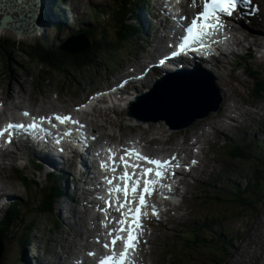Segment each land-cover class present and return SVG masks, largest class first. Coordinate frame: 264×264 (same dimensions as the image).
I'll use <instances>...</instances> for the list:
<instances>
[{"label":"rangeland","instance_id":"obj_1","mask_svg":"<svg viewBox=\"0 0 264 264\" xmlns=\"http://www.w3.org/2000/svg\"><path fill=\"white\" fill-rule=\"evenodd\" d=\"M72 2L74 0H71ZM94 7L97 8L98 10L103 11L101 13V19H104L107 17V12L112 9L114 6V2L118 0H94ZM264 3V0H261ZM52 7V4L50 5ZM59 7V2L56 5V10L54 11V14L57 15V13H60L62 16V19L64 18L62 15V12H58L57 9ZM69 7V6H65ZM79 14L78 18L73 14L72 21H71V28L72 32H62V29L59 27H53L50 29L45 28L44 30H40L38 37H33V39H23L17 37L13 33H6V32H0V38L6 39L10 37L15 41L20 47L24 45H34L37 46L40 43L45 45L46 47H55L59 45L61 42H63L65 39L70 37L72 33L78 32L79 27L81 26H92V20L94 19L93 16V11L92 7L88 8V3L86 0H82L79 4ZM48 13H45L48 19L50 17L55 20V17L50 15L49 11L47 10ZM80 13L87 15V18L83 19H88L90 24H86L84 20L81 18ZM50 16V17H49ZM56 21V20H55ZM36 21L34 20V24ZM46 23V22H45ZM45 23L43 25H45ZM75 24V25H74ZM110 29V28H109ZM105 30L107 34L112 36L111 30ZM28 33L29 30H27ZM239 32H243L240 30ZM48 33V36H46ZM42 34V35H41ZM261 34L264 35V31H261ZM27 38V36L25 37ZM37 38L36 40H34ZM258 38V37H257ZM139 39V38H138ZM19 57H15L10 61L13 66L11 67L13 69V72H8V69L4 67L3 59H0V90H4L5 87L7 86L8 83L13 85V90H18L19 86H25L27 89L31 88V78L34 80L35 85V94L33 95L34 98L39 99V109L43 112H50V111H70L72 107V101L71 98L69 97V92L68 89L72 85H76L78 88L83 89H90L93 85V80H99V74L101 73L102 66L105 64L104 62H101V64L96 65L94 68L90 69H84L81 71H74L71 70L70 72L75 75L76 79H74L72 74H67V73H53L51 75H45L43 68L41 66H36L35 64L31 63V59H29L26 55H24L22 52H20L19 49L16 50L15 52ZM121 54H128V50H124L120 52ZM109 53L105 52L103 57L107 58ZM143 55L140 56L138 59L139 64H143L141 61V58ZM37 63L36 61H33ZM142 62V63H141ZM38 64V63H37ZM41 65V64H39ZM41 70V72H39ZM98 71V74L95 75L94 73ZM8 73H10L8 75ZM27 73L28 75H25ZM93 73V77H89L87 74ZM219 73L214 72V75L216 76V82L218 85V88L221 91V95L224 98V104L226 105L228 101V91L232 90V86L230 83L229 78H225L222 74L221 76H218ZM31 77V78H30ZM17 78V81H16ZM225 78V79H224ZM152 85L153 80L152 77L147 81ZM228 82V83H227ZM37 83H40L41 88H37ZM80 83V84H79ZM249 83L248 81H245L244 84L247 85ZM241 93L244 92L243 89L240 87ZM245 98V97H244ZM28 96L25 95H20L19 96V102H27ZM234 101V98H232ZM233 110H237L234 115L236 116H241V118H246L248 116V110L246 108H243L241 106H235L233 107ZM263 110V109H262ZM217 114H213L212 117L216 116ZM223 117H227V113L224 114L221 118L220 121L223 120ZM206 121V120H202ZM214 121V122H213ZM218 121V122H220ZM103 120L99 121V124H103ZM217 120L211 119L208 122V125L211 127H214V132L217 134L218 140L215 143L217 145L219 139H222L226 137L225 132L216 127ZM128 125V124H125ZM164 125V124H163ZM163 125H150L149 129L142 131V132H130L128 130L122 131L121 135L126 133L130 137L133 134H146L145 137L143 138H148L152 134H161L162 132L166 131L167 128H165ZM205 125V124H204ZM97 130L101 131L102 129L109 128L111 131L115 134H118L116 129L113 126H106V127H101V125H96ZM250 126V125H249ZM223 128L232 134V131L228 126H223ZM111 131L108 133L101 132V135L108 137V138H113L111 136ZM264 131V128H263ZM243 134L245 136H249L252 133V128H246L245 130H242ZM179 133L172 132L171 136L177 137ZM124 137V138H126ZM134 137H139V136H134ZM183 137V135H182ZM189 139L193 140H202L204 145L208 147L210 150H212L214 147L211 145V143H214L216 141V138L214 137L213 134L211 133H204L203 129L201 127H194L189 130V134L187 135ZM186 137V138H187ZM6 161V166L2 167L0 169V172H8L10 165L12 162ZM5 164V162L3 163ZM237 168H235V171L237 172H246L247 170V164H243L240 161L236 164ZM34 172V176L36 181L40 184V186H34L31 191H27L22 185L19 187L18 194L19 196L15 199L21 200L23 203H29L31 205V209L37 204V199L36 197L40 194V191L42 189V186L44 184V181L47 179L44 177L43 173L41 176H38V172ZM76 174V173H75ZM233 181L235 182L236 185L238 186H245L246 182L243 180L240 174H235ZM227 182V179L224 178L222 182L219 184H222L225 186ZM216 185L213 186V189H210L209 192L204 193L201 191H197L193 187H189L187 190V195L186 197L192 198L191 201L188 204H185L184 206H181L182 210H186L185 213H183L182 216L174 217L173 221L171 224L166 225L163 231H161V234L159 236L158 242L155 245V247L150 249V252L152 253V256L150 257V263L149 264H204L203 263V257L204 253L201 248L190 250L188 248V244L184 242V240L181 239L180 235L185 234L190 227L194 225V220L193 218L197 215L199 216L197 219V223L200 221L206 220L207 217H210L211 219L216 218V222L220 225L216 230H212L210 232H207L206 234H202L203 236L201 237L203 241L205 240H222V241H229L230 239L233 238H239L241 240L237 241L236 246L241 245L238 247L234 257L229 261V264L234 262L237 258L239 259L238 264L241 263V258H242V249L244 247L248 248L249 245L247 244L248 241L250 240V237L255 234V229L256 226L261 223V225H264V211L262 213L261 219L254 225L255 220H253V215L251 214V211L248 209H244L239 207L238 205H235L233 203L227 204L226 202L223 201H217L221 203L220 206H211V205H204V201L200 198L203 195H209V194H214L215 191L214 189L218 190L219 188L222 187V185ZM8 189L13 193L16 194V189L14 187H10L7 185ZM200 195V196H198ZM225 200L228 199V197L224 196L223 197ZM62 215L63 217L66 216L67 209L70 207L67 205L65 202H62ZM29 208V207H28ZM61 215V213H59ZM209 215V216H208ZM182 220V221H181ZM221 220V221H220ZM176 221V222H174ZM181 221V222H179ZM212 222V221H211ZM223 222V223H222ZM254 225V226H253ZM161 229V228H159ZM251 230V231H250ZM40 231V229H38ZM38 231H34L33 234L38 238ZM13 232V231H12ZM74 232V231H71ZM226 232V233H225ZM70 236L72 233H69ZM16 235H19L18 232H13L11 235V238L7 239V250L4 258V264H16L17 261L19 260L17 258V249L18 245L15 243V238ZM258 236V245H257V250L261 246V242L264 243V226L262 227V231ZM41 237V235H39ZM245 238V239H244ZM244 239V240H243ZM55 240V247L56 251L58 252L60 250V236H57L54 238ZM243 240V242H242ZM68 237H67V242H68ZM246 242V243H245ZM64 242L61 241V244ZM65 244V243H64ZM243 245V246H242ZM24 248V247H23ZM26 248V247H25ZM29 246L26 248V254L30 255L29 253ZM245 248V249H246ZM169 249H173L172 255H169ZM27 255L25 260L27 261ZM257 258V252L253 256V260H256ZM262 260H264V254H262ZM175 260H178L177 263H175ZM217 262V261H216ZM220 264L219 262H217ZM247 264H255L253 261L252 263L249 262Z\"/></svg>","mask_w":264,"mask_h":264},{"label":"snow or ice","instance_id":"obj_2","mask_svg":"<svg viewBox=\"0 0 264 264\" xmlns=\"http://www.w3.org/2000/svg\"><path fill=\"white\" fill-rule=\"evenodd\" d=\"M240 4L250 5L251 0H205L203 10L191 20L190 26L187 27V34L182 38V42L178 45L177 50L171 54L172 57L185 54L188 50L196 51L197 48H195L194 45H202L205 37L210 36L214 30H219L224 27L222 15L231 17ZM160 63H165V60H161ZM24 115L27 116L30 114L24 113ZM56 119L61 123L69 121L79 123L78 121H73L71 117L57 116ZM25 127L26 126L23 124H8L6 128L0 130V138L4 137L5 134H8L10 137L13 130H23ZM27 127L33 131L38 128L35 123ZM8 142L11 143V139H9ZM109 152L110 160L112 161V171H117L116 158L111 153V150H109ZM132 156H135L138 161L153 165L154 168H143L140 163H130L129 158ZM173 159H175V157H173ZM120 162L123 164L124 171L117 179L123 182V187H114L112 191L118 194V196L123 195L124 201L120 202L119 199H117L114 202H109V207H115L117 211H120L121 219L115 222L119 227L118 229H113V231L109 233L113 238L110 243L104 244V248L108 249L111 247L114 250L117 243L122 242L124 244V251L119 254V257L115 255L105 256L100 260V264H128L130 253L136 250L140 242L139 230L143 229L142 216L145 214L143 210L148 207L146 196L154 194L155 186L165 179V172L174 167L171 161L151 159L135 152L134 149L125 150V155L120 157ZM101 167L107 168L108 163H102ZM128 168H132L133 171L129 172L127 170ZM136 169L141 170L139 176H137ZM153 175L155 179L151 178ZM108 183L112 185L115 181L109 179ZM141 183L144 185L142 190ZM168 187L170 190V186ZM137 196L138 204L133 208L131 205L137 203L135 199ZM129 197L133 199H129ZM124 209H127V211H124ZM152 211L154 215L159 217V213L155 209V206H153ZM125 232L127 233L126 239L121 235V233ZM89 255L94 256L95 254L89 253Z\"/></svg>","mask_w":264,"mask_h":264},{"label":"trees","instance_id":"obj_3","mask_svg":"<svg viewBox=\"0 0 264 264\" xmlns=\"http://www.w3.org/2000/svg\"><path fill=\"white\" fill-rule=\"evenodd\" d=\"M60 1V0H59ZM118 15V16H116ZM119 19V20H118ZM111 21L115 24L118 32V42L123 43L128 38L131 37L130 30L124 24V11L122 7H117L113 10L111 14ZM125 30V31H124ZM124 33V34H123ZM127 33V34H126ZM103 41L92 43L91 47L86 51L78 55H68L65 52H61L57 47H46L43 44L37 46L34 45H24L20 47L13 39L10 37L6 39L0 38V59H3V63L6 68L10 69L13 64L10 61L15 57H19L15 52L17 49L20 50L24 55L31 59V63L36 66H41L44 70L45 75H51L53 73H69L71 70L81 71L88 67H96V64H99L100 60L104 57L106 52V46L103 48ZM36 61L37 63L33 62ZM41 64V65H39ZM261 87L264 88V84H261ZM249 181V188L246 191H241V195L245 194L248 197V202H241L243 207H251L256 210V204L260 202L264 197V164L254 163V167L250 175L246 176ZM43 203V202H42ZM52 203V199L48 198L44 201L42 205V210L47 209ZM240 206V205H239ZM22 215L17 204L13 205L8 212V218L5 223H3L0 230V236L4 239L11 238L13 227L16 222L22 220ZM15 243L23 244V236L21 239L16 235ZM229 254H225L227 257ZM16 264H21L20 260ZM206 264H218L214 259H209Z\"/></svg>","mask_w":264,"mask_h":264},{"label":"water","instance_id":"obj_4","mask_svg":"<svg viewBox=\"0 0 264 264\" xmlns=\"http://www.w3.org/2000/svg\"><path fill=\"white\" fill-rule=\"evenodd\" d=\"M9 20L13 21V19ZM0 28L4 30L13 31L8 26H3ZM15 34L17 37L34 36L33 34L24 33L23 31L19 30H16ZM80 38L81 37L70 38L63 46L60 47V49L70 51L74 54L84 51L90 46V42H87L85 45H80L78 44V40ZM211 88L213 91L211 90ZM219 96L220 91L218 90L215 84V77H207L188 72L187 74H181L180 80L178 82H164L157 93L156 104H152L150 101L145 102V114L135 116L139 119L145 121H153L155 123L159 121H166L171 129H182L191 125L196 120L202 117V110L200 106V101L202 99L218 98ZM189 106H198V108L188 112L186 108ZM185 113L188 114L187 117L182 116ZM174 120L176 121V123H174ZM5 252L6 245L2 240H0V264H3Z\"/></svg>","mask_w":264,"mask_h":264},{"label":"bare ground","instance_id":"obj_5","mask_svg":"<svg viewBox=\"0 0 264 264\" xmlns=\"http://www.w3.org/2000/svg\"><path fill=\"white\" fill-rule=\"evenodd\" d=\"M1 2L2 3L0 4V27H1V25L8 26L10 29H15L16 28L15 30L23 31L24 33H28L27 30H29L30 34H34L35 33V29L44 30L51 23H53V22H59V20L57 18H55V20H56L55 21L50 16H49L50 19H48V17L45 14V13H48L47 10H46V7L47 8H50L51 7V6H49L50 3H47V5L44 6L43 13H42V9L36 7V5H34L33 7H30L29 8V11L27 13V17H28L27 18L20 11H18V8H19L18 7V0H1ZM52 5H53V3H52ZM11 18L13 19V21H10L9 20ZM34 20L36 21L35 24H34ZM44 23H45V25H43ZM0 32H6V33H13V34H15V31L4 30V29H1V28H0ZM25 37L26 36H19V38H23V39H33V37H27V38H25ZM156 51H157V49H155L153 52H150V54H153ZM144 58H145V56H143L141 58V61L142 62H144V60H143ZM218 76L220 77L221 75L218 74ZM150 78L151 77H148L144 81V83H142L140 85V87L138 88V92L139 91H142V90L150 89L152 87V85H150V83L147 82ZM216 84H217V82H216ZM125 92H129V89L125 90ZM205 103H206V100L205 99H202L200 101V106L205 105ZM182 107H184V106H182ZM197 108H198V106H194V107L189 106V107L186 108V110L188 112H190V111L195 110ZM4 162L5 161H3V160L0 159V164H3ZM75 175L78 176L79 173L76 172ZM263 217H264V215H263ZM263 226L261 225V223H259V225L256 226L255 234L250 237V240L247 243L249 245V247L248 248L244 247L242 249L243 250L242 251V258L240 259L241 260V263H239V264H247L249 262L252 263V261L255 264H264V260H262V258H261L262 257V254H264V243L263 242H261L262 244H261V246L257 250L258 236H260L259 234L261 233ZM78 230L80 231L81 228L78 227ZM256 252H257V258H256V260H253V256L255 255ZM238 261H239V259L237 258L231 264H238Z\"/></svg>","mask_w":264,"mask_h":264}]
</instances>
